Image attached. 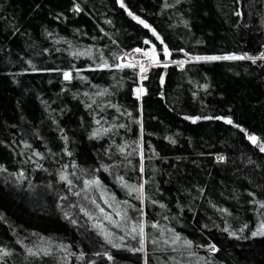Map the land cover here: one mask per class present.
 <instances>
[{
    "label": "trees",
    "instance_id": "1",
    "mask_svg": "<svg viewBox=\"0 0 264 264\" xmlns=\"http://www.w3.org/2000/svg\"><path fill=\"white\" fill-rule=\"evenodd\" d=\"M123 2L0 0V264H264V60L194 59L264 53V0Z\"/></svg>",
    "mask_w": 264,
    "mask_h": 264
},
{
    "label": "snow or ice",
    "instance_id": "2",
    "mask_svg": "<svg viewBox=\"0 0 264 264\" xmlns=\"http://www.w3.org/2000/svg\"><path fill=\"white\" fill-rule=\"evenodd\" d=\"M119 3H120V6L121 7H124L126 8L127 6L124 4L123 0H119ZM75 11L79 12L81 11L79 5H76L75 8H74ZM128 15L129 16H132V18L134 20H136L138 23L142 24L145 28H149L151 31H152V34L154 36H156V39L159 40L160 44L163 46L161 51H162V54L165 56V57H170L171 56V53L170 51L168 50V47L166 44H164V41L160 38L159 34L156 33L155 29H152L151 26L144 20L140 19V17L134 15L130 10L128 11ZM145 44H150L151 42L149 40H145L144 41ZM135 53H139L143 56V60H136L134 57L132 59H130L127 63H119L116 65L117 68H131L133 70L137 69V67L139 68V72L141 74L145 73L147 71V68L145 67V62H147V65L148 67H151L153 66V63H155L156 65H160L163 63V66L164 67H167V63L166 62H161L159 60V55L161 53H158L156 51V45L155 44H152V47L150 50H143V49H140V48H137L134 50ZM126 56H131L130 53H126L125 54ZM185 55H187V53H185ZM153 57H157V59L153 62ZM101 58H102V54H101ZM118 59L120 60H123L124 57H119ZM196 61H217V60H242V59H248V60H252L253 62H255L256 59H262L264 60V53H261L259 57H251V56H247V55H241V56H237L235 54H232V55H225V56H196L194 58ZM174 63H178L180 64L181 66L185 63V61H174ZM102 64L104 66H107V61L103 60L102 59ZM63 78L64 80H67V81H70L73 76H72V72L71 71H64L63 72ZM142 79H147V76L146 75H142L141 76ZM137 98L139 99V94L144 91L142 88H137ZM131 115V114H129ZM213 117H205L204 119H212ZM185 119H191L193 123H195L197 120H200L201 117H185ZM215 119H222V120H225L226 123L228 124H233V120L231 118H225V117H216ZM97 123H99V121H97ZM235 127H238L240 128L241 131H244L246 132L245 129L241 128L239 125H234ZM119 127H125V125L121 124L119 125ZM105 131H108L107 129ZM93 135H98L97 132H94ZM246 135H247V139L249 141H251L253 144L257 145V147H259V150L261 152H264V141H260L259 137H257L256 135H252V134H247L246 132ZM64 139L66 140L67 137H64ZM174 143V141H173ZM121 151H123V149H121ZM37 155H39V153H37ZM218 159H223V157H219ZM141 171H143V167L141 166ZM21 175H23L21 173ZM62 179H67L66 177H62ZM118 179L120 180L121 184L123 187L125 188H128L130 190V194L131 192H137L139 193L140 195L137 197L138 199H141L143 197V185L141 184L140 186L136 187V186H133V185H130L128 184L126 181H124V177L123 176H119ZM69 183H71V181H69ZM86 185H89V184H99V181L98 180H91V181H86L85 182ZM113 200H115V197L113 196ZM107 203V201H105ZM125 205H128L129 207H131V205L129 204L128 201H124L123 202ZM262 208H264V204H261L260 205ZM99 207V206H97ZM109 207H112L111 204H109ZM99 211L101 213L104 214V218L109 220L111 223L113 224H116L117 227H119V224L112 219L111 215H109L108 213H105L104 212V209L103 208H100ZM118 216H121L122 219H125L127 218L126 217V211L125 212H117L116 213ZM152 227H156L155 224L152 225ZM131 231L133 233L137 232V226L136 225H133L132 226V229ZM104 235L106 238H108L111 234L108 233V232H104ZM139 235L141 237H143L144 235V229H143V224L139 225ZM233 235H235V233H233ZM252 236H257V235H264V223L261 224V228L257 229L256 231L252 232L251 234ZM133 239H135L136 237L133 236L132 237ZM121 240L123 239V237L120 238ZM175 240H179V236H176L175 237ZM109 243H113L111 239L108 240ZM185 245L187 246H191V242L190 241H185L184 242ZM140 245L141 247L138 248V249H135L136 251H144V240L141 239L140 240ZM113 247H117L116 244L113 243ZM210 249L212 251H216L217 249L215 248V245H209ZM29 251L31 252V249H29ZM8 253H4V255H7ZM108 259L111 260L112 257L111 256H108Z\"/></svg>",
    "mask_w": 264,
    "mask_h": 264
},
{
    "label": "built area",
    "instance_id": "3",
    "mask_svg": "<svg viewBox=\"0 0 264 264\" xmlns=\"http://www.w3.org/2000/svg\"><path fill=\"white\" fill-rule=\"evenodd\" d=\"M145 40H149V41H150V39H148V38H146ZM145 40H144V41H145ZM144 41H143L142 45H140V46H136L135 48H133V49H131V50L124 51V53L122 54V57H124V59H123V60H120V59H119V60L121 61V63H127V62H128L130 59H132L133 57H134L136 60H143V59H144L143 56H142L141 54H139V53H135L134 50L137 49V48H140V49H143V50H150L151 47H152V44H153L152 41H150V42H151L150 44H145ZM126 53H130L131 56H126V55H125ZM152 59H153V62H154V61L157 59V57H153ZM153 64H155V63H153ZM145 67L147 68V71H146L145 73H143V74H141V73L139 72V68L137 67L138 74H139V81L144 80V79L141 78L142 75H146V76H148V74H149V72H150V70H149L150 67H148L147 62H145Z\"/></svg>",
    "mask_w": 264,
    "mask_h": 264
},
{
    "label": "water",
    "instance_id": "4",
    "mask_svg": "<svg viewBox=\"0 0 264 264\" xmlns=\"http://www.w3.org/2000/svg\"><path fill=\"white\" fill-rule=\"evenodd\" d=\"M150 25V24H149ZM151 26V25H150ZM164 58L167 60V61H169L170 60V57H165L164 56ZM138 88H142L143 90H144V87L141 85V86H139ZM138 95V94H137ZM137 95H135V93H134V96H136L137 97ZM142 95H144V91H142L140 94H139V97L140 96H142Z\"/></svg>",
    "mask_w": 264,
    "mask_h": 264
},
{
    "label": "rangeland",
    "instance_id": "5",
    "mask_svg": "<svg viewBox=\"0 0 264 264\" xmlns=\"http://www.w3.org/2000/svg\"><path fill=\"white\" fill-rule=\"evenodd\" d=\"M161 62H166V63L168 62V63H170V62H169V61H167V60H165V61L161 60ZM176 64H178V63H176ZM178 66H179V67H181V65H180V64H178ZM136 90H137V89H136ZM134 92H135V91H134ZM135 93H136V95H137V91H136Z\"/></svg>",
    "mask_w": 264,
    "mask_h": 264
},
{
    "label": "bare ground",
    "instance_id": "6",
    "mask_svg": "<svg viewBox=\"0 0 264 264\" xmlns=\"http://www.w3.org/2000/svg\"><path fill=\"white\" fill-rule=\"evenodd\" d=\"M151 41V40H150ZM122 57V56H121ZM177 66H178V64H177Z\"/></svg>",
    "mask_w": 264,
    "mask_h": 264
}]
</instances>
